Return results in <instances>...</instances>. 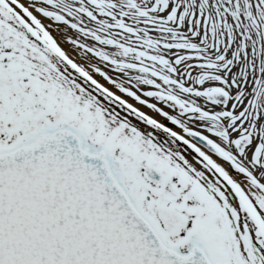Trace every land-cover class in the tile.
Returning <instances> with one entry per match:
<instances>
[{"label":"snow or ice","instance_id":"1","mask_svg":"<svg viewBox=\"0 0 264 264\" xmlns=\"http://www.w3.org/2000/svg\"><path fill=\"white\" fill-rule=\"evenodd\" d=\"M0 264H264V0H0Z\"/></svg>","mask_w":264,"mask_h":264},{"label":"bare ground","instance_id":"2","mask_svg":"<svg viewBox=\"0 0 264 264\" xmlns=\"http://www.w3.org/2000/svg\"><path fill=\"white\" fill-rule=\"evenodd\" d=\"M45 23H48L47 21H45ZM51 32H52V35L54 37H56V39L58 40V42H60V46L68 53V55L73 58L74 60H76L78 63L80 62H83L80 60V55L79 53H77L73 47L64 42L63 40H61L60 38V35L55 31V28L53 27L51 29ZM69 34H72L74 35L73 33H69ZM93 63H96V61L94 60ZM87 66V65H86ZM99 67L102 69V70H106L109 72V74L115 76L116 74L115 73H112L111 69H105V65L103 63H100L99 64ZM98 80H100L101 83L105 84V86H108L107 83L105 81H103L102 78H100L99 76L96 77ZM143 98V97H142ZM129 102H132L131 100H129ZM149 103H157V106L158 107H163L165 111H171L167 108V106H164L162 105L160 102H157V101H152V100H149ZM141 110L145 111L146 115H150V116H153V118H156L159 122H165L167 123L166 121H164V119L162 117H159V116H156L151 109H148V108H142Z\"/></svg>","mask_w":264,"mask_h":264}]
</instances>
